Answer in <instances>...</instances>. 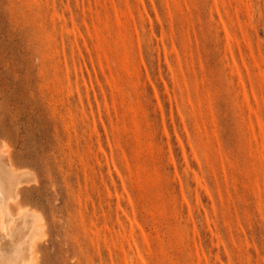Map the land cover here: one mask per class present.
<instances>
[{"label":"rangeland","instance_id":"obj_1","mask_svg":"<svg viewBox=\"0 0 264 264\" xmlns=\"http://www.w3.org/2000/svg\"><path fill=\"white\" fill-rule=\"evenodd\" d=\"M0 150L34 264H264V0H0Z\"/></svg>","mask_w":264,"mask_h":264},{"label":"bare ground","instance_id":"obj_2","mask_svg":"<svg viewBox=\"0 0 264 264\" xmlns=\"http://www.w3.org/2000/svg\"><path fill=\"white\" fill-rule=\"evenodd\" d=\"M28 176L0 150V264H34L37 242L45 238L39 213L21 208L18 200L19 179Z\"/></svg>","mask_w":264,"mask_h":264}]
</instances>
